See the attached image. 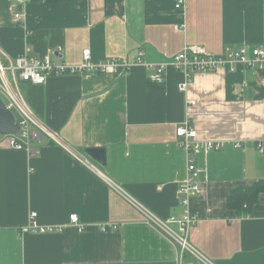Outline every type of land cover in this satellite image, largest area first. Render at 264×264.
I'll list each match as a JSON object with an SVG mask.
<instances>
[{"label": "crops", "instance_id": "crops-1", "mask_svg": "<svg viewBox=\"0 0 264 264\" xmlns=\"http://www.w3.org/2000/svg\"><path fill=\"white\" fill-rule=\"evenodd\" d=\"M19 10L0 0L4 60L26 51L79 65L90 49L94 63L132 64L142 52L160 65L186 44L214 54L264 45V0H186L182 10L175 0H34L23 23ZM183 82L169 68L162 84L151 83L148 70L132 66L19 83L38 119L123 192L45 134L20 150L0 136V264H204L127 198L163 220L183 216L178 188L189 155L176 131L187 120L200 141L223 145L194 155L200 192L191 201V244L215 264H264V192L248 215L229 207L233 190L264 183V71L193 75L186 91ZM88 149L104 150L105 164ZM33 213L40 227L59 230L23 233ZM74 214L79 224L70 223Z\"/></svg>", "mask_w": 264, "mask_h": 264}, {"label": "built area", "instance_id": "built-area-1", "mask_svg": "<svg viewBox=\"0 0 264 264\" xmlns=\"http://www.w3.org/2000/svg\"><path fill=\"white\" fill-rule=\"evenodd\" d=\"M34 0H15L19 11L15 14V19L23 23L27 17V7ZM46 1V0H40ZM186 0H175V8L182 10ZM177 30H183L184 27H176ZM132 66L144 67L149 71V80L151 83L162 84L169 68L180 72L184 76V82L180 85L181 91H186L192 76L198 74L215 73L229 69L234 70L238 66L251 69H261L264 71V45L250 46L242 45L236 49H227L221 54L209 52L204 46L198 44H186L177 54H173L169 61L159 64H152L144 59L141 52L134 63L119 60H111L103 63H94L92 52L86 49L83 53V62L79 65H69L61 62H54L51 58L32 59L29 52H24L16 59L7 57L4 60L3 52L0 48V95L5 98L6 105L11 111L17 112V120L21 132L17 135L6 136L9 143L15 149H30L32 141L37 140L39 135H47L57 141L69 154L85 168L97 174L104 179L112 188L123 192L120 187L107 179L105 175L86 157L76 152L74 149L62 142L57 134L49 130L45 124L27 106L25 99L19 89V83L30 82L34 85H44L49 79L54 77H68L76 75H86L92 73H106L109 70H118L119 68L130 69ZM177 137L180 139V145L188 152L187 179L180 184L178 188L180 203L184 209L183 216L171 217L163 220L153 214L151 211L138 204L132 197L127 198L133 202L138 209L147 217L148 222L161 231L170 241L181 248V253L191 254L204 264H215L205 258L190 242V233L192 227L197 223V219L191 211V201L200 192L199 177L200 172L197 167L194 155L198 152L220 151L223 147L220 143L203 142L198 138V131L189 121H185L177 128ZM264 146L261 144V147ZM37 214L33 213L31 223L25 227L23 233L49 234L58 231L54 227H40L37 222ZM70 223L79 224L77 214L70 216Z\"/></svg>", "mask_w": 264, "mask_h": 264}, {"label": "water", "instance_id": "water-1", "mask_svg": "<svg viewBox=\"0 0 264 264\" xmlns=\"http://www.w3.org/2000/svg\"><path fill=\"white\" fill-rule=\"evenodd\" d=\"M21 132V127L14 115L8 108L5 101L0 97V136L17 135ZM41 137V135H39ZM87 155L98 163L105 164L106 153L102 149H88Z\"/></svg>", "mask_w": 264, "mask_h": 264}, {"label": "trees", "instance_id": "trees-1", "mask_svg": "<svg viewBox=\"0 0 264 264\" xmlns=\"http://www.w3.org/2000/svg\"><path fill=\"white\" fill-rule=\"evenodd\" d=\"M47 1L54 2L55 0ZM262 192H264V183H258L249 189H235L229 198V207L235 210L238 215H248L252 212Z\"/></svg>", "mask_w": 264, "mask_h": 264}, {"label": "rangeland", "instance_id": "rangeland-1", "mask_svg": "<svg viewBox=\"0 0 264 264\" xmlns=\"http://www.w3.org/2000/svg\"><path fill=\"white\" fill-rule=\"evenodd\" d=\"M4 101H5V99L4 98H2ZM6 102V101H5ZM13 112V111H12ZM14 113V115H15V117H16V119L18 120L19 118L17 117V114L15 113V112H13Z\"/></svg>", "mask_w": 264, "mask_h": 264}]
</instances>
